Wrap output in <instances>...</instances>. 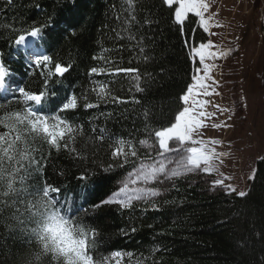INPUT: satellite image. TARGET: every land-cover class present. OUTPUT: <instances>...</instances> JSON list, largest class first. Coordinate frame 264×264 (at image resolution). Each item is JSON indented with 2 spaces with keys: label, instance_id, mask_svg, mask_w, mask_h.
I'll use <instances>...</instances> for the list:
<instances>
[{
  "label": "trees",
  "instance_id": "trees-1",
  "mask_svg": "<svg viewBox=\"0 0 264 264\" xmlns=\"http://www.w3.org/2000/svg\"><path fill=\"white\" fill-rule=\"evenodd\" d=\"M126 8L125 0H14L13 6L0 0V60L9 73L7 87L0 93V102H8L0 108V121L7 123L10 113L24 108L19 93L23 88L45 91L39 110L81 130L70 144L75 151L63 146L56 150L31 136L26 149L25 141L15 140L16 132L0 123V135L7 134L2 146L13 142L16 148L9 152L11 161L5 157V167L12 171L18 163L24 166L13 184L16 192L3 195L7 187L0 183V264H67L51 253L36 256L42 248L30 232L35 225L29 220L28 204L45 186L59 189L51 194L62 204L67 202V214L78 215L69 224L73 234L80 235L83 224L95 229L96 246L90 254L94 259L108 257L104 264H264L260 237L264 232V153L243 198L213 187L214 175L197 171L170 180L161 177L163 183H152L160 195L147 203L134 200L130 208L104 203L140 164L129 157L131 162L120 167L111 155L119 147L115 141L131 140L141 160L156 155L159 145L154 132L174 122L183 106L180 96L192 83L190 47L208 42L198 18L190 17L181 33L173 10L162 0H139L136 20L130 25L125 22ZM46 22L50 27L44 29L40 50L53 63L41 75V68L13 43L9 26L20 30ZM55 63L71 67L63 77L49 78L45 88L47 71ZM93 67L105 71L90 75ZM114 67L138 72L108 74ZM136 76L143 91L136 90ZM99 85L127 103L113 102L111 97L98 100L94 89ZM72 96L77 97L78 107L59 111ZM88 103L98 106L87 108ZM100 129L105 130L102 142L97 139ZM141 140L149 143L141 145ZM21 152L29 160H20ZM21 174L23 184L18 179ZM52 207L39 203V222ZM117 252L121 255L113 256Z\"/></svg>",
  "mask_w": 264,
  "mask_h": 264
},
{
  "label": "snow or ice",
  "instance_id": "snow-or-ice-1",
  "mask_svg": "<svg viewBox=\"0 0 264 264\" xmlns=\"http://www.w3.org/2000/svg\"><path fill=\"white\" fill-rule=\"evenodd\" d=\"M4 3L8 6L14 5V0H4ZM127 8L125 11L128 13L126 23L129 25L136 20L135 10L139 3V0H125ZM162 4L169 9L173 10V20L179 27L181 33H183V26L190 17L199 19L200 27L204 32H209L210 26L223 27V25L213 24V17L218 15L212 13V15L206 16L209 12V5L205 0H162ZM119 19V17H117ZM50 27L49 23H43L39 25L30 26L27 29H16L14 26H9V30L14 34L13 43L19 47L26 59H29L30 63L37 68H41V75H44L48 65L53 63V58L50 55L44 54L40 50V42L43 40L46 33L44 29ZM119 36V34H118ZM129 39L134 37L129 36ZM216 45L212 41L207 43H200L198 47L191 49V55L198 57V63L196 65V74L192 76V83L187 86L184 93L180 96V102L183 105L174 117L168 127L161 130H156L154 135L159 145V150L153 157L151 154L146 159H152L153 163H147L146 159L141 160L135 145L131 140H124L122 138L115 141L119 147H116L111 155L114 160L117 161L120 167H124L125 164L130 163L129 157H133L140 160V164L136 167L133 173L129 176H134L135 179H125L122 181V187L118 191L114 192L112 197L104 203H116L122 208H130L132 201L140 200L144 202L150 201L153 197L160 195L157 188L147 187L152 183H163L161 177L164 180H170L174 177H179L187 173L200 171L205 175H212L218 173L222 178L212 181L213 187L223 186L224 190L231 194L236 192V188L231 184H226L225 181L229 179L227 176H223L219 172V168L216 165V161L219 160L223 163V159L226 153L217 151L218 146L221 145V141L217 139H203L204 132L206 131V121L214 120L216 118L215 113L207 111V108L211 105L207 98L219 93L214 91V87L218 86V81L215 79L213 72L216 67L214 61L222 59L228 56L231 49L228 50H213L216 49ZM143 52V48L140 49ZM97 59V57H93ZM212 61V62H210ZM43 66V67H42ZM71 65H62L55 63L53 70L47 71L45 77L44 87L47 88L48 79L53 75L57 77H63L66 72L69 71ZM105 71L104 69H98L93 67L90 69L91 74H100ZM138 72V69L131 68H119L114 67L108 74L119 75L120 73ZM9 75L2 60H0V93H2L6 85V77ZM136 90L143 91L140 87V77L136 76ZM94 83H96L94 81ZM97 91L98 100H105L111 97L113 102L127 103L120 97L112 96L111 92L105 85H99ZM19 93L22 94L24 99V108L17 112H12L6 118L8 121H0L4 123L5 127L10 131L16 132L15 140L25 141V148L27 149V140L31 136L33 138H40L45 141L49 146L60 150L63 146L69 151H75L70 147L71 142L76 139V136L81 134V130L65 119L58 115H49L39 110L46 99L45 91L29 92L25 89H19ZM135 103H139L138 100H134ZM7 101L0 102V108H6ZM97 104L88 103L85 105L87 108L97 107ZM217 109V111H226L220 109L218 105H211ZM78 107V101L76 96H72L70 100L62 103L59 106V111L74 110ZM23 124L21 128L19 125ZM227 123L213 124V128L228 127ZM101 135L97 137L99 141H103L105 136L104 129H100ZM7 134L0 135V183H5L7 191L2 194L7 196L10 192H16L17 189L13 187V184L17 180V174L24 168L23 165L18 163V166L9 171L5 167V157L11 161L13 157L9 155L10 151H15V144L8 142L7 146H2L6 140ZM67 138V139H66ZM172 142V143H170ZM141 145H147L148 140L139 141ZM127 147V151H125ZM175 155H172V154ZM20 160H29V155L26 152L19 153ZM123 157V159H120ZM171 165V167H169ZM109 167H112L111 165ZM26 170V169H25ZM108 171V169H105ZM7 176V179H6ZM86 176H81L80 179H86ZM19 182L23 184L25 179L24 175L18 176ZM250 180H255V171L249 177ZM140 183L139 187L129 189V184ZM59 193V189L45 186L42 190L34 195V202L28 204V209L31 210L29 220L35 225L30 229V232L38 240L41 245L42 251L36 254L37 258L44 253H51L53 257H63L67 264H104L108 257L96 258L90 254V249L95 248L96 240L95 229L90 228L87 224H83L80 229V235L73 234L69 227L70 221L74 217L72 214H67L69 210H66V204L61 203L56 195L51 193ZM240 197L247 195L246 192L240 191L238 193ZM38 197V198H35ZM46 203L52 205V210L47 214L42 222L37 219L38 205L39 203ZM135 231V229H133ZM62 232L71 241V247L66 248L62 241H58L57 233ZM260 237L264 239V232L260 233ZM120 253H114L113 256H120Z\"/></svg>",
  "mask_w": 264,
  "mask_h": 264
},
{
  "label": "rangeland",
  "instance_id": "rangeland-1",
  "mask_svg": "<svg viewBox=\"0 0 264 264\" xmlns=\"http://www.w3.org/2000/svg\"><path fill=\"white\" fill-rule=\"evenodd\" d=\"M205 2L209 5L206 16L218 14L215 4L208 0ZM242 9L240 16L237 14L235 18L227 20V27L214 32L213 26H210L207 32L208 41L217 46L214 51L231 49V52L214 61L216 67L213 75L218 81L214 91L219 94L202 97L209 99L211 105H218L226 111H217L210 105L207 111L215 113L216 118L206 121V131L201 130L204 132L203 139L221 141L222 146H218L217 151L226 153V156L221 168L223 170L219 172L229 177L225 183L235 187L237 194L246 188L248 191L249 184L244 175L250 174L252 167L255 169L258 158L264 153V0H247ZM216 18L217 15L213 17V24ZM192 48L193 46L190 47V53ZM195 59L198 57L193 56V62ZM225 123L229 126L212 127L213 124ZM219 163L217 160L216 165ZM226 169L230 171L225 172ZM213 175L215 179L222 178L218 173ZM125 179L135 177L128 176ZM139 186V182L129 184V189ZM147 187H152V184ZM57 239L66 248L69 247L62 232L57 233Z\"/></svg>",
  "mask_w": 264,
  "mask_h": 264
},
{
  "label": "crops",
  "instance_id": "crops-1",
  "mask_svg": "<svg viewBox=\"0 0 264 264\" xmlns=\"http://www.w3.org/2000/svg\"><path fill=\"white\" fill-rule=\"evenodd\" d=\"M206 1V0H205ZM210 1L212 4H215L218 9V15L216 18V21H214V24H219V25H223V27H214L213 26V31L215 32L216 29H221V28H225V26L227 27L229 24L227 23V20L230 18H235L237 16V14L240 16V14L243 11V4L247 3V0H208ZM223 15V16H222ZM211 28V27H210ZM224 163V160H223ZM223 163H219V165H217V167L220 170L222 168ZM225 172H229L230 170L226 169L224 170ZM253 171H256V166L255 169L252 167V170L250 172V174L245 173V177H247V183L250 184L251 180L249 179V177L253 174ZM244 192H247V188L244 190Z\"/></svg>",
  "mask_w": 264,
  "mask_h": 264
},
{
  "label": "clouds",
  "instance_id": "clouds-1",
  "mask_svg": "<svg viewBox=\"0 0 264 264\" xmlns=\"http://www.w3.org/2000/svg\"><path fill=\"white\" fill-rule=\"evenodd\" d=\"M64 240L65 242L69 245V247H71V241L69 240V238L67 236L64 235Z\"/></svg>",
  "mask_w": 264,
  "mask_h": 264
},
{
  "label": "flooded vegetation",
  "instance_id": "flooded-vegetation-1",
  "mask_svg": "<svg viewBox=\"0 0 264 264\" xmlns=\"http://www.w3.org/2000/svg\"><path fill=\"white\" fill-rule=\"evenodd\" d=\"M197 63H198V59H195V62H194V74L197 71V67H196Z\"/></svg>",
  "mask_w": 264,
  "mask_h": 264
}]
</instances>
